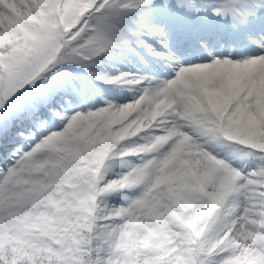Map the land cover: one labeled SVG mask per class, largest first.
I'll return each mask as SVG.
<instances>
[{"label": "snow or ice", "instance_id": "obj_1", "mask_svg": "<svg viewBox=\"0 0 264 264\" xmlns=\"http://www.w3.org/2000/svg\"><path fill=\"white\" fill-rule=\"evenodd\" d=\"M0 264H264V0H0Z\"/></svg>", "mask_w": 264, "mask_h": 264}]
</instances>
